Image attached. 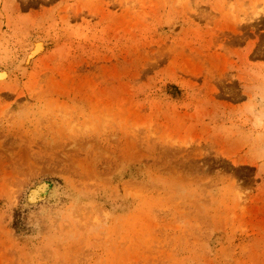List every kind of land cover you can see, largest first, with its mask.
I'll return each mask as SVG.
<instances>
[{
  "label": "rangeland",
  "instance_id": "1",
  "mask_svg": "<svg viewBox=\"0 0 264 264\" xmlns=\"http://www.w3.org/2000/svg\"><path fill=\"white\" fill-rule=\"evenodd\" d=\"M0 264H264V0H0Z\"/></svg>",
  "mask_w": 264,
  "mask_h": 264
}]
</instances>
